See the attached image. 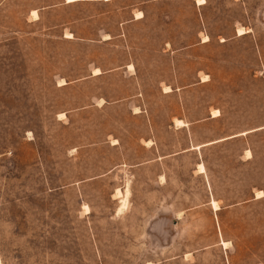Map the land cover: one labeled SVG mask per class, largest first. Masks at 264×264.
I'll return each instance as SVG.
<instances>
[{
    "label": "rangeland",
    "instance_id": "374dc122",
    "mask_svg": "<svg viewBox=\"0 0 264 264\" xmlns=\"http://www.w3.org/2000/svg\"><path fill=\"white\" fill-rule=\"evenodd\" d=\"M202 1L0 0V264H264V0Z\"/></svg>",
    "mask_w": 264,
    "mask_h": 264
},
{
    "label": "bare ground",
    "instance_id": "6f19581e",
    "mask_svg": "<svg viewBox=\"0 0 264 264\" xmlns=\"http://www.w3.org/2000/svg\"><path fill=\"white\" fill-rule=\"evenodd\" d=\"M76 1H77V0H67V3H73V2H76ZM203 1H204V0H203ZM203 1H202V2H203ZM200 3H201V2H200ZM140 16H141V15H139V17H140ZM238 34H239V35H243V34H245V32H243L242 30H239V31H238ZM69 37H72V36H69ZM206 39L208 40V38H206ZM207 40H206V41H207ZM204 42H205V41H204ZM98 72H99V71L96 70V73H98ZM166 90L169 91V88H166ZM177 121H178V120H177ZM178 122H179V121H178ZM178 122H177V123H178ZM178 124H179V123H178ZM199 171H200L201 173H203V172H204V168H203L202 166H200ZM129 192H130V191H129ZM260 193H261V192H260ZM119 194L122 195V197H123V206H125V205H126V198H125V195L122 194V192H119ZM212 205H213L215 211L220 210V208H219L217 202L214 201V202L212 203ZM123 209H124V208H123ZM120 210L122 211V209H120ZM124 210H125V209H124ZM124 210H123V211H124ZM123 211H122V212H123ZM122 212H121V213H122ZM223 244H224L225 247H227V245H228L227 243H223Z\"/></svg>",
    "mask_w": 264,
    "mask_h": 264
},
{
    "label": "crops",
    "instance_id": "0c3cea01",
    "mask_svg": "<svg viewBox=\"0 0 264 264\" xmlns=\"http://www.w3.org/2000/svg\"><path fill=\"white\" fill-rule=\"evenodd\" d=\"M238 35H239V34H238ZM177 122H178V121H177ZM177 122H176V123H177ZM178 123H179V124H178ZM178 123H177V126L183 125L181 121H179ZM243 134H245V133H243ZM233 137H236V136H233ZM248 152H249V151H248ZM200 166H202V167L204 168V172H205V167H204L203 165H200ZM200 166H199V168H200ZM204 172H203V173H204ZM212 203H213V202H212Z\"/></svg>",
    "mask_w": 264,
    "mask_h": 264
}]
</instances>
